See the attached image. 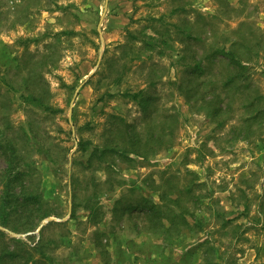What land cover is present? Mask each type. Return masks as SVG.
<instances>
[{
  "label": "rangeland",
  "instance_id": "374dc122",
  "mask_svg": "<svg viewBox=\"0 0 264 264\" xmlns=\"http://www.w3.org/2000/svg\"><path fill=\"white\" fill-rule=\"evenodd\" d=\"M240 38L248 77L224 86L237 68L215 49ZM136 137L142 157L106 151ZM13 163L27 174L9 184ZM162 177L200 197L180 203L192 226L176 238L113 211L157 201ZM5 184L39 199L13 226L49 213L27 232L0 225L41 241L45 264H264V0H0Z\"/></svg>",
  "mask_w": 264,
  "mask_h": 264
},
{
  "label": "trees",
  "instance_id": "16d2710c",
  "mask_svg": "<svg viewBox=\"0 0 264 264\" xmlns=\"http://www.w3.org/2000/svg\"><path fill=\"white\" fill-rule=\"evenodd\" d=\"M198 40V37H194ZM240 41H232L230 42L229 47H216L215 51L221 53L222 57L227 60L228 64L232 65L233 67L237 68V72L233 73L226 82H224V86L228 85V82H233L235 84H241L243 81L248 77L247 73V64L249 58L247 59H241L242 56L238 55L240 53L237 52L238 48H241L242 45V38L238 39ZM246 41V40H244ZM201 57H198L196 60H194V69L199 70L198 73H200V61ZM187 79V76L183 78ZM193 79V78H192ZM190 79V80H192ZM239 83H238V82ZM237 82V83H236ZM182 81L179 82L181 84ZM244 86L248 87V84H244ZM227 90V89H226ZM138 93L141 94V91H137L136 93H133L132 96L137 99ZM216 97V95H215ZM32 101H38V99L33 96L31 97ZM218 97L216 99H212L211 104L213 103V112H216L215 110H218L215 106V103H217ZM48 107H45V110ZM261 114L260 109H257L254 111L253 117ZM130 138V137H128ZM135 138V136H134ZM138 138L136 137L135 140L130 141V144L127 147L119 146L117 143H114L110 147H107L106 151H111L124 159L127 160H133L130 157V154L138 155V156H144L145 153H142L140 150L141 144L138 142ZM103 152L105 153L104 149ZM94 154L91 153L89 157V162H91ZM11 151L8 153V156L10 157ZM9 162H12L11 159ZM17 165V163H13L11 167H8L5 172L2 174L6 179H8L9 184H11V181H18L21 177H24L27 173L22 170H14L13 168ZM9 170V172L12 173L6 174V172ZM14 172V173H13ZM3 177V178H4ZM161 183V185H160ZM159 184L156 185L158 189H156L158 200L154 201L153 199H147L146 197L140 196L138 200L133 201L130 198H125L124 196L120 199L115 201V207L113 209L116 217H120L122 215H125L126 213H129L131 211H140L144 212L142 218V227L143 230L146 231L147 234L154 235V236H161L163 239L171 238V236L174 238L178 237L181 233V230L184 228H189L190 225L188 222L187 217H192V215L189 213V209L187 207L188 203H183L180 205L181 202L189 201L192 202L191 204L197 205V202L200 201V197L196 196L194 194V184L193 183H186L183 184L180 189H176V195H175V183L173 182L172 177H162V181ZM24 185L22 186V188ZM3 195L0 196V225L4 226L6 228H9L11 230H14L16 232H27L33 230L35 227L38 226L41 219L48 217L49 213L45 212L42 213L40 216H38L36 219H33V217L27 215L20 221V225L15 227L13 226L10 221L11 220V214H18V217L21 218V215H23L24 211H28L30 205V201L38 202L39 199L36 195H32L29 192L21 191L16 193L13 192L10 189V186H7L5 184ZM20 198V200H19ZM190 199V200H189ZM183 200V201H182ZM42 203V202H41ZM41 203H38L39 206L37 209H40ZM94 202L87 203L85 207L93 212V214H97L99 211L98 206L93 207ZM185 204V205H184ZM192 205V206H193ZM175 206H178V210H175ZM15 210V209H18ZM18 211V212H17ZM17 212V213H16ZM193 214V213H192ZM16 216V215H15ZM196 219V218H195ZM195 223L197 224L198 220H195ZM36 220V221H35ZM30 239V237H28ZM41 241L37 242L36 245L30 246L26 243L25 240L21 239H15L10 238L8 239L7 234L4 231L0 230V264H45L44 258H42L44 255L41 251ZM97 244V243H96ZM98 246V244H97ZM38 251L39 257L34 258V250ZM206 264H217L213 260H209L206 262Z\"/></svg>",
  "mask_w": 264,
  "mask_h": 264
}]
</instances>
